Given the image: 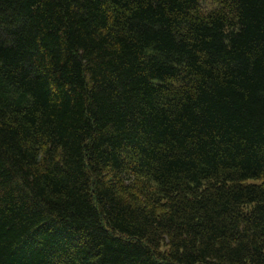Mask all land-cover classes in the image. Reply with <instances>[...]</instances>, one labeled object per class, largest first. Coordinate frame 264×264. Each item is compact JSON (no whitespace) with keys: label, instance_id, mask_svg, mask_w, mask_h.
Segmentation results:
<instances>
[{"label":"trees","instance_id":"obj_1","mask_svg":"<svg viewBox=\"0 0 264 264\" xmlns=\"http://www.w3.org/2000/svg\"><path fill=\"white\" fill-rule=\"evenodd\" d=\"M0 264H264V0H0Z\"/></svg>","mask_w":264,"mask_h":264},{"label":"rangeland","instance_id":"obj_2","mask_svg":"<svg viewBox=\"0 0 264 264\" xmlns=\"http://www.w3.org/2000/svg\"><path fill=\"white\" fill-rule=\"evenodd\" d=\"M210 5H212V3H211L210 1H207V2H205V3L203 4L204 7H205V6H210Z\"/></svg>","mask_w":264,"mask_h":264}]
</instances>
